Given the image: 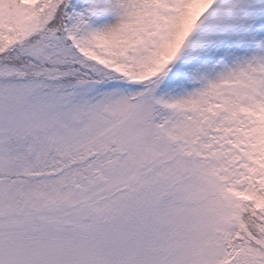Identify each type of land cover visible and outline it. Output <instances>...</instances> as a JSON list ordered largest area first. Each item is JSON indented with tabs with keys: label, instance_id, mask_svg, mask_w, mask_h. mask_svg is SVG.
I'll return each mask as SVG.
<instances>
[{
	"label": "snow or ice",
	"instance_id": "snow-or-ice-1",
	"mask_svg": "<svg viewBox=\"0 0 264 264\" xmlns=\"http://www.w3.org/2000/svg\"><path fill=\"white\" fill-rule=\"evenodd\" d=\"M0 264H264V0H0Z\"/></svg>",
	"mask_w": 264,
	"mask_h": 264
}]
</instances>
